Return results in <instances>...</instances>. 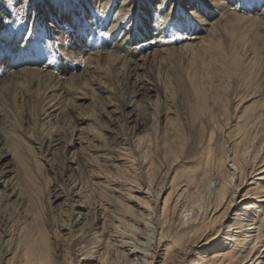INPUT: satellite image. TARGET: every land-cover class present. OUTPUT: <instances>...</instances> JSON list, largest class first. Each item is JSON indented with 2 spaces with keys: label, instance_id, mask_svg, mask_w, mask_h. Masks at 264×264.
Segmentation results:
<instances>
[{
  "label": "bare ground",
  "instance_id": "1",
  "mask_svg": "<svg viewBox=\"0 0 264 264\" xmlns=\"http://www.w3.org/2000/svg\"><path fill=\"white\" fill-rule=\"evenodd\" d=\"M91 1L102 10H113L111 0H102L98 5L97 0ZM149 2L134 0L129 4V0H121L110 26L118 28L129 10L139 7L143 37L155 34L149 41L155 45L143 55L123 50V39L120 43L108 41L102 50L91 51L90 47L83 48L86 44L80 36H75L70 51L76 62L84 63L83 71L57 76L34 68L24 70L35 71L71 95L79 79L82 89L95 77L125 72V77L131 78L132 91L124 105L131 106L135 95L157 96L160 91L159 82L153 84L145 78L149 64L174 54H188L191 70L177 76L186 98L184 110L174 116L168 108L157 110L156 122L162 118L165 125L161 144L157 141V123L146 128L143 113H137V108L128 115L135 135L131 142L121 136L123 142L114 154L100 152L91 144L97 141L107 148L100 131L85 136V141L79 135L80 147L87 149L82 152L89 179H74L57 195L80 200L67 212L68 226L64 229L69 236L68 246L60 242L61 233L48 235L32 184L20 178L12 191L22 200L26 239L17 249L4 253L6 258L13 257L14 264H264V4L256 0V5L245 11L241 0H209L211 7L202 5L206 17L189 9L201 25L193 30L194 36L171 45L156 44L163 33L157 36L150 28ZM190 2L172 0L169 12L173 7L177 9V3L183 5V10L189 8ZM4 10L0 8V16ZM183 10L177 9L180 13ZM1 62L13 65L16 60L8 55ZM118 62L122 66H117ZM89 91L96 100V90ZM71 98L86 99L84 95ZM145 103L151 104L148 100ZM71 107V101L64 99L50 103V110L43 114L45 118L56 114L66 117ZM234 116L236 122L232 125ZM225 127L231 129L226 132ZM222 130L232 139L229 147L219 151ZM133 147L138 154L131 151ZM178 160L191 165L179 173L174 168ZM71 162L76 165L73 168L79 167L75 155ZM85 214L86 221L77 227Z\"/></svg>",
  "mask_w": 264,
  "mask_h": 264
},
{
  "label": "rangeland",
  "instance_id": "2",
  "mask_svg": "<svg viewBox=\"0 0 264 264\" xmlns=\"http://www.w3.org/2000/svg\"><path fill=\"white\" fill-rule=\"evenodd\" d=\"M111 1L112 12H109V9L102 10L101 7L98 8L91 0H79L70 8H66L61 0H33V8L35 13L38 14L36 17L38 22L47 23L50 28V35L55 36L57 42L70 39L71 46L58 48L51 53L52 42L49 41L48 50H44L40 46H34L33 49L28 51L9 55L16 60L13 65H2L3 57H0V264L3 261L5 264H14L13 257L6 258L7 256L4 257V253L7 250L17 249L26 239L25 232L22 229L25 226L21 206L22 200L19 197L20 195L16 196L18 193L12 191V188L16 185L15 183H18L20 178L25 177V182L29 181L32 184V189L35 191L34 195L38 198L42 208L44 217L42 225L48 235L51 236L53 231L61 233L60 242L68 246L69 241L67 238L69 239V236L66 233L67 230L64 229V225L68 226L65 224L68 218L67 212L71 206L79 204L80 200L76 201L78 198H75V201L68 200L57 195L63 187L70 184L74 179L77 182L89 179L87 160L83 155L84 152H82L87 149L80 147L82 143H80L79 135L85 141L86 137L100 131L104 136L107 144L105 147L107 148L103 149V146L97 141H92L91 144L93 143L100 152L114 154L118 145L123 142L122 137L130 138L131 142V138L135 135L131 128L133 123L129 122L130 118L128 117L129 113L136 112L134 108H137V113L142 111V116L146 120V128L151 126L150 123L157 121L156 116L159 111H166L165 109L168 108L171 112L170 115L174 116V114L184 110L186 98L182 88L179 87L177 76L180 72L182 74L183 70L184 74L191 70L192 63L188 54H174L175 56L171 55L149 64V68L145 72V78L153 84L159 82L158 89L161 92L158 90V97L155 94L135 95L132 97L134 102L131 106L124 105V101L127 97L129 98L132 91L131 78L125 77V72H121L114 77L109 74L110 77H95L82 89L79 87L80 79L75 81L73 95H84L86 97L84 100H79L71 98L73 95L69 90L66 92V90L58 89L59 87H54L58 85L47 82L35 71L24 70L34 68L49 71L57 76H70L71 74L80 73L83 71L84 63L81 65L76 62V58L73 57L70 51L73 41L77 39L75 36H80V41L83 40L86 44L83 48L88 49L90 47L91 51L102 50L108 41V43L114 41L120 43L122 39L120 47L129 53L130 51H136L137 55H143L148 47L154 46L155 43L149 41L155 38V34H146L147 36L144 34L143 37L141 32L143 22L140 18L139 7L136 9L138 20L135 27L132 21L129 23L125 18L121 22L123 27L120 25L115 29L110 28L121 0ZM100 2L102 0H97V5ZM240 3L245 11H248L256 5V0H241ZM259 3L264 4V0H260ZM1 7L3 10L6 9L1 13L0 19H4L5 26H7V24H12L18 19L25 5L21 4L20 0H13L12 3L11 0H0ZM176 7L183 10V5L181 6L179 3ZM201 14L204 15V12H201ZM64 15L74 20L73 25L76 30L71 37L64 30V27H61V24L67 27L69 23H72L66 21ZM204 16L206 17V14ZM80 22H83L82 26H80ZM19 27V24H13V28ZM129 27L132 28V32H125ZM157 27L164 26L158 25ZM200 27L201 25L197 21L184 31H177L175 28L168 27L167 31L160 37L161 40L156 44L168 42V44L177 45L187 40L188 37H193V30L197 31ZM7 35L11 37V32ZM252 36L253 33H250V38ZM141 40L143 44L140 43ZM57 53L63 58H57ZM127 55L129 58V54ZM117 64V66H122L119 62ZM20 69H23V71L16 72ZM91 88L96 90V100H92L89 91ZM64 99L71 101L72 112L69 116L62 117L61 114H56L54 117H48L47 123L43 124V121L48 119L43 114V112L50 110L47 109L48 105ZM98 100L100 101L98 102ZM147 100L151 104L146 106L145 101ZM239 110L240 107L235 113L239 114ZM78 116H83L85 119L79 120ZM160 120L156 122L159 144H161L160 136L165 128L164 120L162 121V118ZM230 121L233 125L236 122L235 116ZM230 129V127L226 128V132ZM224 130L218 136L217 150L219 151L222 147H229L230 139H232L228 138L229 135L228 137L224 135ZM131 151L135 155L138 154V151L135 152L134 147L131 148ZM73 155L76 156L79 164L78 168H73L76 166L71 162ZM190 165L189 162L178 160L174 164V168L180 173ZM7 170H11L12 173L6 174L5 171ZM172 175L173 172L167 176L168 180ZM165 195L166 193L163 194L161 200L164 199ZM73 207L76 208V206ZM87 215H83L77 227L82 226L80 224L86 221ZM100 225L101 223L98 226L100 227ZM128 241L131 242L132 240L128 239ZM115 245L114 247H117L118 242ZM157 259L159 261V258Z\"/></svg>",
  "mask_w": 264,
  "mask_h": 264
},
{
  "label": "snow or ice",
  "instance_id": "3",
  "mask_svg": "<svg viewBox=\"0 0 264 264\" xmlns=\"http://www.w3.org/2000/svg\"><path fill=\"white\" fill-rule=\"evenodd\" d=\"M13 0H11V3ZM66 8L72 7L78 3L79 0H61ZM24 4V10L19 14V17L12 24L5 26V20L0 19V57L18 54L22 51L33 49L34 46H40L44 50H48V42H52L51 53L61 47L71 46V40L57 42L55 36L50 35V28L47 23H40L36 19L37 13L33 8V0H20ZM134 0H129V4H133ZM151 10L149 11V25L152 31H155L157 36L167 31L168 27L175 28L177 31H184L191 25L196 23V16L189 9H194L195 12H202V5L211 7L209 0H191L189 8H185L182 13L178 12L176 8H172L169 12V4L172 0H166L162 3L161 0H150ZM127 8L128 6L125 5ZM31 9V11H30ZM165 14L167 19H164ZM127 20L132 21L133 26H136L138 16L135 6H133L127 15ZM13 24H19V28H13ZM83 22H80L82 26ZM163 25L164 27H157ZM64 30L69 34V37L76 30L73 23H69L67 27L61 24ZM123 27V25H121ZM42 30V31H41ZM132 32V28L128 29ZM11 32V37L7 33ZM123 38V37H122ZM57 58L62 59L58 53Z\"/></svg>",
  "mask_w": 264,
  "mask_h": 264
}]
</instances>
